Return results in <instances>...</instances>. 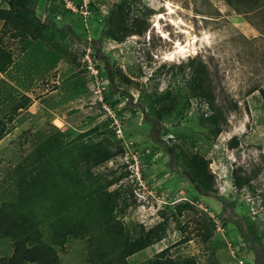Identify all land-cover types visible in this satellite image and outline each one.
I'll list each match as a JSON object with an SVG mask.
<instances>
[{
    "label": "rangeland",
    "instance_id": "rangeland-1",
    "mask_svg": "<svg viewBox=\"0 0 264 264\" xmlns=\"http://www.w3.org/2000/svg\"><path fill=\"white\" fill-rule=\"evenodd\" d=\"M116 1L34 0L33 10L45 28L32 27L31 33H15L14 25L0 17L2 45L12 57L0 72V128L5 130L0 139V207L14 198L25 157L40 147L47 155L45 140L61 133L66 142L99 143L111 157L84 177L80 166L76 175L95 196L83 204L88 214L100 210L103 216L90 233L54 243L52 198L23 207L40 221L39 241L53 247L58 264H144L163 249L173 258L192 257L197 264L264 263V100L258 90L249 93L264 88V8L242 12L226 0H125L129 21L138 11H154L145 33L99 41L104 18ZM6 8L0 0V15ZM194 56L212 72L217 101L228 97L237 107L226 115L222 131L209 138L201 121L207 105L192 98L156 142L139 99L183 87L189 72L179 66ZM160 64L165 66L158 69ZM24 95L26 106L10 121L14 100ZM174 143L178 152L206 160L213 188L224 202L199 194L186 177L169 169ZM50 162L52 166V158ZM237 167L239 176L249 178L242 188L233 185ZM185 202L190 207L182 208ZM228 218L253 234L258 257ZM120 225L130 238L141 228L159 225L162 239L119 257L123 242L113 228ZM12 251L13 241L0 236V258Z\"/></svg>",
    "mask_w": 264,
    "mask_h": 264
},
{
    "label": "trees",
    "instance_id": "trees-1",
    "mask_svg": "<svg viewBox=\"0 0 264 264\" xmlns=\"http://www.w3.org/2000/svg\"><path fill=\"white\" fill-rule=\"evenodd\" d=\"M4 1L8 8L1 9L3 14L0 17L4 16L7 24L14 25L15 33L30 32L29 29L32 27H35L34 30L37 31L45 28V24L40 21V18L36 17L33 10L34 0ZM235 1L236 5L233 0H226L229 5L242 12L264 8V0ZM89 4L92 5L93 2L90 1ZM126 7L125 0H119L112 4L104 18V30H102L99 41L104 36L122 41L130 34L142 35L145 33L148 27L146 19L154 11L150 10L148 13L138 11L129 21ZM1 37L0 35V72L5 71L12 62L11 54L2 45ZM164 66L165 64H160L158 69ZM186 69H188L189 77L185 80L183 87L160 93L153 92L146 96L144 94L143 100L139 99L138 105L144 114L143 119L150 127V136L156 142L161 141V130L165 129V125L170 122V118L182 115L192 98L207 105L208 111L201 118V121L209 131L207 133L209 138L222 131V125L226 122V115L237 107V104L228 100V97H222L221 102L217 101L215 78H213L208 65L198 56L189 59L186 66H179V70L182 72H185ZM255 90L259 91L264 100V88H253L249 93ZM28 100L25 95L21 96L19 101L14 100L13 108L10 109V121L14 119V115L19 109L26 106ZM159 103L160 105H158ZM4 131L3 125L0 128V139ZM61 135V133L60 135L52 134L50 138L45 140L43 146L46 148L47 155L40 147L36 152L29 153L23 161L24 164L18 168L14 198L0 207V236L9 237L13 241L11 255L0 258V264H25L28 262L58 264L59 262L53 247L39 241L40 221L31 218V216H28V212L23 210L27 203L52 198V241L58 244H62L68 235H85L94 225L98 224V219L103 217L100 210H94L88 214L83 204L89 199H95V196L91 191H86L88 187H85L82 180L76 175L79 172V167L83 166L85 171L81 173L84 177V173L89 172L91 167L100 165L110 159V152L103 149L99 143L83 145L82 142L76 140L66 142L60 137ZM178 148L175 143L169 147V154L172 158L169 169L186 177L199 194L213 195L217 200L224 202L225 198L218 195L216 189L213 188V180L209 175L206 160L196 153L186 154L182 150L178 152ZM248 183L249 178L238 175V167L233 169L234 187L242 188ZM95 192L98 194L99 190L96 189ZM261 203L264 210V195ZM82 207L85 208V213L82 211ZM181 207L188 208L190 204L185 202ZM71 208L75 210L74 215L67 213V210ZM90 217L92 218L91 225L88 220ZM227 220L237 225L243 242L258 257V250L254 244L256 238L253 234L247 230L246 226L243 227L240 222L231 218ZM105 223L107 224L108 221ZM158 228L159 225L148 230L141 228L137 237L130 238L124 235L121 225L119 228L114 227V232L123 242L119 257L131 255L162 239L163 230ZM167 252L166 249L161 250L153 259L144 264H197L192 257L173 258Z\"/></svg>",
    "mask_w": 264,
    "mask_h": 264
},
{
    "label": "bare ground",
    "instance_id": "bare-ground-1",
    "mask_svg": "<svg viewBox=\"0 0 264 264\" xmlns=\"http://www.w3.org/2000/svg\"><path fill=\"white\" fill-rule=\"evenodd\" d=\"M183 48H180V50H182Z\"/></svg>",
    "mask_w": 264,
    "mask_h": 264
}]
</instances>
